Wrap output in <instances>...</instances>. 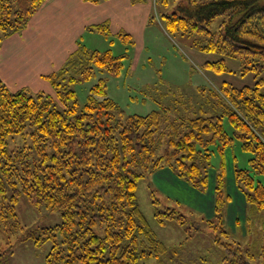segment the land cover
I'll return each instance as SVG.
<instances>
[{"label": "trees", "instance_id": "1", "mask_svg": "<svg viewBox=\"0 0 264 264\" xmlns=\"http://www.w3.org/2000/svg\"><path fill=\"white\" fill-rule=\"evenodd\" d=\"M43 1L0 0V44L23 30ZM172 1L173 10L161 14L168 31L197 36L199 52L220 57L204 62V69L231 74L225 58L235 59L241 77H254L252 85L223 81L210 91L214 112L209 115L201 112L180 120H169L165 110L125 115L106 96L102 80L80 106L68 85L89 80L96 70L117 75L125 55L109 50L88 51L77 45L61 67L42 77L49 94L10 90L0 80V234L36 246L50 242L44 264H147L161 261L168 252L174 257L177 248L168 249L156 238L138 208V183L167 167L194 184H205L202 168L210 148L218 144L221 151L233 142L224 118L242 149L252 155L249 169L235 170L244 199L254 212L264 210V185L255 179L264 177V0ZM160 2L168 5V0ZM95 29L109 36L107 22ZM117 38L134 44L123 31ZM221 187L219 183L214 209L219 224L228 199ZM21 195L31 206L59 211L61 223L38 232L25 230L15 212ZM156 204L159 224L175 220L185 225V216L175 208ZM213 231L225 236L221 225ZM213 242L226 250L229 264H249L255 256L235 242L222 244L215 236ZM12 253L8 243L0 250V264ZM259 254L264 259V245Z\"/></svg>", "mask_w": 264, "mask_h": 264}, {"label": "rangeland", "instance_id": "2", "mask_svg": "<svg viewBox=\"0 0 264 264\" xmlns=\"http://www.w3.org/2000/svg\"><path fill=\"white\" fill-rule=\"evenodd\" d=\"M160 1L151 0L150 15L139 32L140 36L135 34V38L132 37L133 45L121 42L114 30L106 37L95 26L88 27L77 39L76 45L88 51L109 50L115 56L125 55L117 75L96 70L89 80L68 85L80 106L86 102L89 90L102 80L106 96L125 115L145 116L152 111L165 110L169 120H180L200 115L201 112L205 115L213 113L210 91H216L223 81L237 87L254 83L252 75L240 76V63L235 59L225 58L231 74H215L204 69V62L216 61L220 57L213 53L199 52L197 36L169 32L161 14L170 13L176 3L168 0V5L164 6ZM219 22L215 21L211 28L214 29ZM29 91L35 94L34 90ZM42 93L49 94V90ZM51 93L54 97V93ZM216 110L220 112V109ZM223 127L233 142L221 151L218 144L210 148V159L202 168L205 184H194L180 177L175 169L167 167L139 181L136 192L139 210L156 238L168 249L177 248L174 257L168 252L161 261H150L147 264H229L226 250L213 242L214 236L222 244L235 242L242 248H248L251 254H255L248 261L249 264H264L259 254L264 245V210L254 212L250 209L235 178V170L250 168L249 159L252 155L242 149L226 118L223 119ZM158 151L161 153L162 148ZM255 179L264 185V177L255 176ZM219 183H222L224 198L228 197L222 208L220 224L214 210ZM154 200L158 202L156 205L159 208H175L185 216L187 224L180 225L175 220L159 224L154 216L157 203H153ZM15 212L25 230L38 232L61 223L59 211L31 206L22 195L18 198ZM216 224L221 225L225 232L223 238L213 234V230L218 227ZM187 227L189 230L185 229ZM17 237L6 239L0 234V250L6 249L8 243L13 245V253L7 257L6 264L45 263L51 248L50 242L36 246L32 241L19 242Z\"/></svg>", "mask_w": 264, "mask_h": 264}, {"label": "crops", "instance_id": "3", "mask_svg": "<svg viewBox=\"0 0 264 264\" xmlns=\"http://www.w3.org/2000/svg\"><path fill=\"white\" fill-rule=\"evenodd\" d=\"M151 9V0H44L25 30L1 42L0 79L10 90L50 91L42 77L62 66L88 27L107 22L115 34L139 37Z\"/></svg>", "mask_w": 264, "mask_h": 264}]
</instances>
